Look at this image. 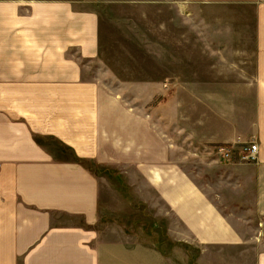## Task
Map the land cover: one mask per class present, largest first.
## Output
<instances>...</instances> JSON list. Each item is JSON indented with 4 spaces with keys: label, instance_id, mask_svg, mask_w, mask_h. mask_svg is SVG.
Instances as JSON below:
<instances>
[{
    "label": "crops",
    "instance_id": "crops-1",
    "mask_svg": "<svg viewBox=\"0 0 264 264\" xmlns=\"http://www.w3.org/2000/svg\"><path fill=\"white\" fill-rule=\"evenodd\" d=\"M225 2L248 7L251 31L225 34L241 49L228 43L224 70L208 65L199 78L172 80L201 89L192 106L174 107L182 143L163 141L155 160L153 115L124 107L91 76L94 17L63 2L0 0V264H185L153 244L99 234L100 180L85 160L129 165L156 188L172 218L167 235L198 247L195 264H264V0ZM174 116L167 109V122ZM41 138L71 157L55 156ZM251 140L253 162L213 152Z\"/></svg>",
    "mask_w": 264,
    "mask_h": 264
},
{
    "label": "rangeland",
    "instance_id": "rangeland-1",
    "mask_svg": "<svg viewBox=\"0 0 264 264\" xmlns=\"http://www.w3.org/2000/svg\"><path fill=\"white\" fill-rule=\"evenodd\" d=\"M42 1L63 2L75 12L94 17L98 53L91 64V76L103 81L106 94L121 97L124 107L137 106L139 112L153 115L155 160L161 156L163 141L170 144V149L173 144L182 143L173 134L177 126L174 107L184 100L187 106L193 105L188 101L193 99L196 88H178L172 80L179 75L199 78L204 74L198 72L200 67L208 65L224 70L222 66L229 59L226 48L231 43L225 34L249 32L252 28L248 7L227 6L226 0ZM238 43L231 45L241 49ZM224 74L219 71L218 79ZM167 109L174 121L167 122ZM40 142L55 156L72 155L55 140L41 138ZM191 148L187 146L185 169L192 176L196 164ZM178 156V149L170 150V160L177 161ZM84 166L100 180V218L95 228L102 237L153 244L177 261L195 264L198 247L179 243L167 235L165 227L172 219L168 208L156 188L146 185L140 173L129 165L98 164L93 160H85Z\"/></svg>",
    "mask_w": 264,
    "mask_h": 264
},
{
    "label": "built area",
    "instance_id": "built-area-1",
    "mask_svg": "<svg viewBox=\"0 0 264 264\" xmlns=\"http://www.w3.org/2000/svg\"><path fill=\"white\" fill-rule=\"evenodd\" d=\"M213 152L222 161H230L235 158L241 162H253L257 158L258 145L253 140L238 146L223 144L215 146Z\"/></svg>",
    "mask_w": 264,
    "mask_h": 264
}]
</instances>
